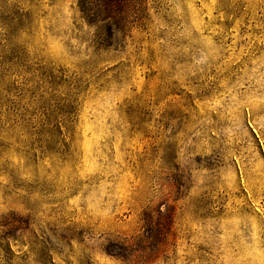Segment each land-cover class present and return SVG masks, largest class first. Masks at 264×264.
Segmentation results:
<instances>
[{
	"label": "rangeland",
	"instance_id": "rangeland-1",
	"mask_svg": "<svg viewBox=\"0 0 264 264\" xmlns=\"http://www.w3.org/2000/svg\"><path fill=\"white\" fill-rule=\"evenodd\" d=\"M78 1L0 0V264H264V0Z\"/></svg>",
	"mask_w": 264,
	"mask_h": 264
},
{
	"label": "trees",
	"instance_id": "trees-1",
	"mask_svg": "<svg viewBox=\"0 0 264 264\" xmlns=\"http://www.w3.org/2000/svg\"><path fill=\"white\" fill-rule=\"evenodd\" d=\"M130 0H79L78 7L82 19L87 24L105 23L107 21L120 20L118 10L124 7ZM110 31V24L105 25Z\"/></svg>",
	"mask_w": 264,
	"mask_h": 264
}]
</instances>
